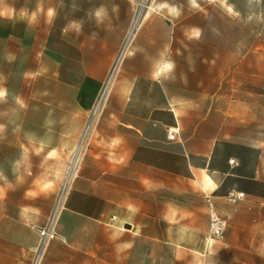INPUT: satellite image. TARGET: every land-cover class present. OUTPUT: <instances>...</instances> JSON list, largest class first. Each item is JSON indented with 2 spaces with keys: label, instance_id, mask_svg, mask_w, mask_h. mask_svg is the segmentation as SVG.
Segmentation results:
<instances>
[{
  "label": "crops",
  "instance_id": "0c3cea01",
  "mask_svg": "<svg viewBox=\"0 0 264 264\" xmlns=\"http://www.w3.org/2000/svg\"><path fill=\"white\" fill-rule=\"evenodd\" d=\"M132 1L35 0L31 4L0 0V88L7 93L0 99V147L18 148L19 160L29 152L71 153L77 147L124 38ZM101 6L107 15L98 23L95 11ZM114 6L118 11H113ZM50 8L56 12L51 22L47 16ZM73 22L81 25L79 33L69 27ZM143 29L133 39L130 53L134 55L128 54L118 70L110 100L93 128L80 176L65 196L64 212L117 221L122 210L131 209L142 220L136 225H178L185 232L180 238L155 228L143 233L173 244L185 256L194 247L188 233L200 231L172 220L169 212H142L139 197L125 195H139L146 188L174 187L180 193L214 198L215 208L223 216L227 208L223 197L242 191L240 179L263 181L242 172L239 154H220L216 141L205 148L203 137L184 129L187 119L181 109L164 101H148V83L155 82L151 74L166 49L149 48L151 37L145 34L151 29ZM171 129L176 131L174 139L167 137ZM230 159L235 163L231 165ZM21 176L6 179L0 170V210L4 211L0 218L13 226L33 222L28 187L17 180ZM13 197L17 199L14 202ZM206 219L208 229L207 209ZM125 223L122 220L121 224ZM13 247L18 251L24 248L20 241ZM22 258L17 252L11 264H20Z\"/></svg>",
  "mask_w": 264,
  "mask_h": 264
},
{
  "label": "rangeland",
  "instance_id": "374dc122",
  "mask_svg": "<svg viewBox=\"0 0 264 264\" xmlns=\"http://www.w3.org/2000/svg\"><path fill=\"white\" fill-rule=\"evenodd\" d=\"M137 14L139 23L129 33ZM126 26L118 70L134 47L137 31L149 27L148 47L165 46L163 60H171L175 68L167 78L148 83V101L181 109L187 119L184 129L203 137L205 148L216 141L220 154H239L244 159L242 172L264 182V0H133ZM193 29L200 30L198 38ZM111 94L112 90L105 106ZM239 143L248 149L241 150ZM76 149L29 152L19 160L18 148L0 147V170L13 180L22 173L17 180L28 187L33 215V222L23 226L0 218V264H11L17 252L23 255L20 264H29L39 239L36 229L45 225L52 207L63 202L80 176L83 153L75 166L71 164ZM74 168L78 173L72 179ZM255 190L264 192L261 184ZM125 197H139L142 212H169L172 220L200 231L188 233L193 250L183 256L173 244L146 236L143 231L154 228L176 238L185 232L178 225H136L142 220L131 209L122 210L117 221H97L63 208L55 226L57 236L48 243L40 264H264V197L246 195L235 204L225 201V233L209 245L202 238L208 232L206 198L199 193L160 186ZM19 241L24 247L20 251L13 247Z\"/></svg>",
  "mask_w": 264,
  "mask_h": 264
},
{
  "label": "built area",
  "instance_id": "2783aa9c",
  "mask_svg": "<svg viewBox=\"0 0 264 264\" xmlns=\"http://www.w3.org/2000/svg\"><path fill=\"white\" fill-rule=\"evenodd\" d=\"M123 56L124 49L120 48L113 58V61L108 69L107 75L97 93L96 99L94 101L90 113V117L81 132L79 143L75 152L77 156H80L81 153H83L82 155H84V152H86L90 146L91 138L93 135V128L95 127L97 119L101 115L105 103L109 98L110 92L112 90V81H114L116 78L118 67L123 59ZM175 133L176 131L171 129L167 133L168 139H174ZM229 163L232 165L235 163V160L230 159ZM77 173V169L74 168L71 172L72 179L77 176ZM245 196L246 194L243 191H231L226 194L223 198L227 203L235 204L238 201L244 199ZM64 200L63 202H61V200L57 201V203L50 210L45 225L36 229L39 234V239L38 243L33 249L32 257L29 264H40L48 243L51 239L57 236L55 226L60 215L61 209L64 208ZM206 209L208 217V232L205 235V242L209 245L212 240L221 239L223 237L226 230V220L217 211V209L215 208L214 201L210 196H206Z\"/></svg>",
  "mask_w": 264,
  "mask_h": 264
},
{
  "label": "clouds",
  "instance_id": "9594fccd",
  "mask_svg": "<svg viewBox=\"0 0 264 264\" xmlns=\"http://www.w3.org/2000/svg\"><path fill=\"white\" fill-rule=\"evenodd\" d=\"M113 11L114 12L118 11V6H114ZM0 15H3V13H0ZM55 15H56L55 9L50 8L47 12L49 22L52 21V19L55 17ZM106 15H107V11L103 6H101L99 9H97L95 11V17L97 18L98 23L102 22L103 18ZM69 27L75 29L77 31V33H79L81 25L79 23L73 22L69 25ZM67 31H68V28H65L64 32H67ZM193 34L195 37L198 38L200 35V30L199 29H193ZM129 55H134V53H129ZM174 68H175L174 62H172L171 60H162V61L156 63V65L154 66V70L151 74L152 79L154 81L159 82V80L162 76L167 77V75L169 73H171ZM6 94H7L6 90L0 88V99H3L6 96Z\"/></svg>",
  "mask_w": 264,
  "mask_h": 264
},
{
  "label": "trees",
  "instance_id": "16d2710c",
  "mask_svg": "<svg viewBox=\"0 0 264 264\" xmlns=\"http://www.w3.org/2000/svg\"><path fill=\"white\" fill-rule=\"evenodd\" d=\"M241 150L246 151L248 147L244 145H238ZM241 163H244V159L240 156ZM261 184L264 188V182H256V181H249L247 179H240V183H238V187L241 188L243 192H247L250 194H258L264 197V192H258L255 190V186Z\"/></svg>",
  "mask_w": 264,
  "mask_h": 264
},
{
  "label": "bare ground",
  "instance_id": "6f19581e",
  "mask_svg": "<svg viewBox=\"0 0 264 264\" xmlns=\"http://www.w3.org/2000/svg\"><path fill=\"white\" fill-rule=\"evenodd\" d=\"M138 23H139V15L137 14L136 17L134 18V20L132 21V25H131V29H130V32L129 33H132L133 27L134 26H137ZM77 162H78V157H77V154H76V155H74V157L72 159V163H71L72 164V167L75 166L77 164Z\"/></svg>",
  "mask_w": 264,
  "mask_h": 264
},
{
  "label": "water",
  "instance_id": "95a60500",
  "mask_svg": "<svg viewBox=\"0 0 264 264\" xmlns=\"http://www.w3.org/2000/svg\"><path fill=\"white\" fill-rule=\"evenodd\" d=\"M126 228H130V224L129 223H125V225H124Z\"/></svg>",
  "mask_w": 264,
  "mask_h": 264
}]
</instances>
